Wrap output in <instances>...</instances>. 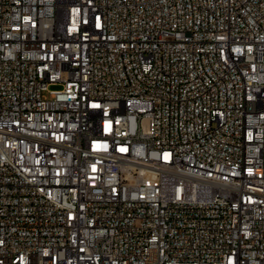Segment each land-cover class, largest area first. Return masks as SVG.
Listing matches in <instances>:
<instances>
[{
    "label": "built area",
    "instance_id": "1",
    "mask_svg": "<svg viewBox=\"0 0 264 264\" xmlns=\"http://www.w3.org/2000/svg\"><path fill=\"white\" fill-rule=\"evenodd\" d=\"M0 264H264V0H0Z\"/></svg>",
    "mask_w": 264,
    "mask_h": 264
}]
</instances>
